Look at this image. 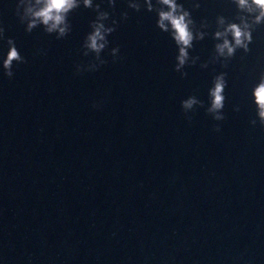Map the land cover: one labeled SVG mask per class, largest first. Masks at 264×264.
I'll use <instances>...</instances> for the list:
<instances>
[{
	"label": "water",
	"instance_id": "1",
	"mask_svg": "<svg viewBox=\"0 0 264 264\" xmlns=\"http://www.w3.org/2000/svg\"><path fill=\"white\" fill-rule=\"evenodd\" d=\"M0 264H264V0H0Z\"/></svg>",
	"mask_w": 264,
	"mask_h": 264
}]
</instances>
